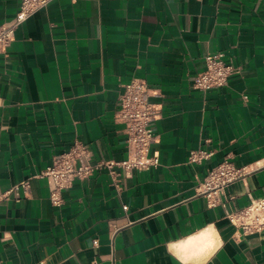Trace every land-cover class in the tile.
<instances>
[{"label":"crops","instance_id":"1","mask_svg":"<svg viewBox=\"0 0 264 264\" xmlns=\"http://www.w3.org/2000/svg\"><path fill=\"white\" fill-rule=\"evenodd\" d=\"M18 10L0 0V25ZM215 53L240 73L203 93L192 82ZM133 78L153 95L158 165L121 190L99 170L54 204L42 173L55 156L82 143L95 163L128 158L116 112ZM223 163L240 176L209 188ZM22 181L0 205V264H176L167 242L206 224L224 242L210 264H264V226L230 218L264 200V0H55L35 13L0 54V187Z\"/></svg>","mask_w":264,"mask_h":264},{"label":"built area","instance_id":"2","mask_svg":"<svg viewBox=\"0 0 264 264\" xmlns=\"http://www.w3.org/2000/svg\"><path fill=\"white\" fill-rule=\"evenodd\" d=\"M19 10L15 17L0 25V54H7L8 49L15 40L16 30L30 17L46 8L55 0H18ZM206 69L197 74L192 82V87L206 93L208 90L226 86L232 75L240 73V68L226 60L224 53L209 54L206 56ZM148 83L139 78H133L125 85L124 92L120 96V106L116 112V120L124 125L128 158L121 162H93V154L88 145L76 143L67 153L57 155L53 164L48 167L42 177L48 178L51 189V201L60 203V192L71 188L78 180H86L99 170L107 169L111 176V184L121 190L123 175L129 177L134 170H145L158 165L159 156L151 154L152 145L156 143L154 123L158 119V113L151 101ZM205 155L192 153L190 159L193 162L205 158ZM115 168H120L118 173ZM240 176V172L229 163H223L211 171L205 184L209 187L223 186ZM28 181H22L3 191L0 187V205L8 201L13 195L18 198L22 189L27 188ZM248 207L245 211H239L230 215L234 222L247 217L250 221L243 224L245 228L252 226L260 228L264 223L256 222L249 216ZM126 211L129 207H124Z\"/></svg>","mask_w":264,"mask_h":264},{"label":"clouds","instance_id":"3","mask_svg":"<svg viewBox=\"0 0 264 264\" xmlns=\"http://www.w3.org/2000/svg\"><path fill=\"white\" fill-rule=\"evenodd\" d=\"M252 219L259 218L264 223V200L254 202L249 210ZM224 246L218 229L206 224L185 236L170 239L166 244V253L176 264H210L213 257Z\"/></svg>","mask_w":264,"mask_h":264}]
</instances>
